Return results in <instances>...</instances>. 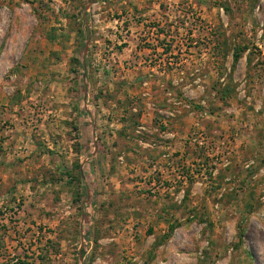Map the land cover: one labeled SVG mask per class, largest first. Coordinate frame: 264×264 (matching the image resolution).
<instances>
[{
  "label": "rangeland",
  "instance_id": "1",
  "mask_svg": "<svg viewBox=\"0 0 264 264\" xmlns=\"http://www.w3.org/2000/svg\"><path fill=\"white\" fill-rule=\"evenodd\" d=\"M2 210L0 264H264V0H0Z\"/></svg>",
  "mask_w": 264,
  "mask_h": 264
},
{
  "label": "built area",
  "instance_id": "2",
  "mask_svg": "<svg viewBox=\"0 0 264 264\" xmlns=\"http://www.w3.org/2000/svg\"><path fill=\"white\" fill-rule=\"evenodd\" d=\"M195 142L198 143V146H204L206 144V143H204V141L200 142V141L195 140ZM178 180L181 181L182 184H185V182H186L187 179H186V177L179 176L178 177ZM168 190L171 191V189H168ZM0 214H1V216H0V223H2L4 221H1V219H4V218L6 219L7 215L5 213V210L0 211Z\"/></svg>",
  "mask_w": 264,
  "mask_h": 264
}]
</instances>
